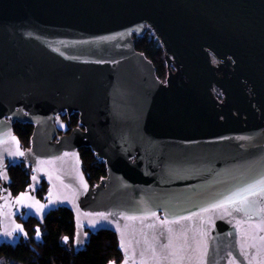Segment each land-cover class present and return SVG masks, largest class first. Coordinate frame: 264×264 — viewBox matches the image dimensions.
<instances>
[{
  "label": "water",
  "instance_id": "95a60500",
  "mask_svg": "<svg viewBox=\"0 0 264 264\" xmlns=\"http://www.w3.org/2000/svg\"><path fill=\"white\" fill-rule=\"evenodd\" d=\"M148 26L165 80L135 46ZM87 146L106 163L95 185ZM60 207L77 252L116 233L107 264H264V0H0V244L26 240L29 218L41 240Z\"/></svg>",
  "mask_w": 264,
  "mask_h": 264
},
{
  "label": "trees",
  "instance_id": "16d2710c",
  "mask_svg": "<svg viewBox=\"0 0 264 264\" xmlns=\"http://www.w3.org/2000/svg\"><path fill=\"white\" fill-rule=\"evenodd\" d=\"M135 46L151 59L157 69V76L165 80L168 75L167 59L164 48L154 36L145 34L134 36ZM68 128L73 129L80 125L78 113L67 116L65 114ZM34 125L28 122H16L13 125L23 147L31 144L30 138ZM80 157L83 172L87 180L93 185L99 183L100 179L107 175L106 163L98 160L95 152L89 146L81 147ZM11 176V190L17 194L26 189L30 182L31 169L25 164L12 165L9 169ZM38 189V196L44 197L48 184L43 182ZM27 229L28 238L21 239L15 246L4 242L0 244V257L13 261V264H107L112 259L120 258L118 237L110 230L98 231L91 235V241L81 251L74 248L75 222L71 209L60 207L47 215L45 222L41 224L42 239L36 240L35 229L37 219L29 218L23 221ZM67 236L69 242L63 243V237Z\"/></svg>",
  "mask_w": 264,
  "mask_h": 264
},
{
  "label": "rangeland",
  "instance_id": "374dc122",
  "mask_svg": "<svg viewBox=\"0 0 264 264\" xmlns=\"http://www.w3.org/2000/svg\"><path fill=\"white\" fill-rule=\"evenodd\" d=\"M146 34H148V35H150V36H154V34H153V31L151 30V28L148 26V28H147V31H146ZM158 41V40H157ZM158 42H160V41H158ZM214 63H215V61H213ZM214 93H215V96H221V94H222V92H221V90L220 89H216L215 91H214ZM221 99V98H220ZM222 100V99H221ZM41 235H42V232H41ZM0 264H13V261H11V260H7L6 258H4V257H0Z\"/></svg>",
  "mask_w": 264,
  "mask_h": 264
},
{
  "label": "flooded vegetation",
  "instance_id": "af4514ba",
  "mask_svg": "<svg viewBox=\"0 0 264 264\" xmlns=\"http://www.w3.org/2000/svg\"><path fill=\"white\" fill-rule=\"evenodd\" d=\"M63 119H65L66 120V118H65V114L63 115V116H61ZM48 188V187H47ZM116 234V233H115ZM117 236V235H116ZM118 237V236H117ZM69 242V241H68ZM67 242V243H68ZM66 243V244H67ZM118 244H119V238H118ZM87 245V244H86ZM85 247V246H84ZM118 247V246H117ZM119 250H120V248H119ZM120 253H121V255H120V258L119 259H117V258H115V259H112L113 261H116L117 263H120L122 260H123V253H122V251L120 250ZM111 261V260H110ZM108 263V262H107Z\"/></svg>",
  "mask_w": 264,
  "mask_h": 264
},
{
  "label": "snow or ice",
  "instance_id": "6c2138e0",
  "mask_svg": "<svg viewBox=\"0 0 264 264\" xmlns=\"http://www.w3.org/2000/svg\"><path fill=\"white\" fill-rule=\"evenodd\" d=\"M243 199V198H242ZM230 202H232V203H235V201H230ZM216 207H224V205L223 204H220V205H216ZM153 215H155V213H153ZM187 219V218H186ZM177 223H178V221H176ZM166 223V222H165Z\"/></svg>",
  "mask_w": 264,
  "mask_h": 264
},
{
  "label": "built area",
  "instance_id": "2783aa9c",
  "mask_svg": "<svg viewBox=\"0 0 264 264\" xmlns=\"http://www.w3.org/2000/svg\"><path fill=\"white\" fill-rule=\"evenodd\" d=\"M217 88H214V91L216 90ZM215 94V93H214ZM216 97H218L219 99L222 97V94H221V96L219 97V96H216Z\"/></svg>",
  "mask_w": 264,
  "mask_h": 264
}]
</instances>
